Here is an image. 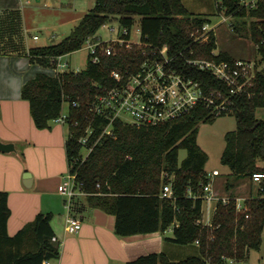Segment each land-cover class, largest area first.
<instances>
[{
    "label": "trees",
    "instance_id": "1",
    "mask_svg": "<svg viewBox=\"0 0 264 264\" xmlns=\"http://www.w3.org/2000/svg\"><path fill=\"white\" fill-rule=\"evenodd\" d=\"M244 1L222 0L218 8L225 16L249 25L252 38L259 42V26L264 24L254 19H264V3L253 9L245 7ZM114 20L129 31L138 24L142 41L160 49L167 46L169 55L177 56L176 62L181 67L185 66L186 58L235 59L227 52L213 54L218 48L213 30L207 33L205 42L198 38L204 33L203 27L212 20L190 13L182 0H95V6L67 38L57 44L31 49V62L55 68L58 57L81 50L88 38L96 36L101 27ZM144 50L150 53L151 48L118 46L115 55L101 56L97 63L88 57L82 71H66L56 76L37 73L23 85L22 99L29 102L34 123L42 130L61 116L64 97H68L69 167L77 174V182L89 196L91 205L115 216L118 236L166 232L173 228V243L189 245L199 241L200 257L172 262L164 253L149 254L127 264L243 261L251 250L259 251L262 246L264 190L248 199L243 211H237L235 199L228 203L219 201L211 226L201 222L204 188L209 184L205 168L209 156L198 145V126L214 123L216 117L211 116L210 109L201 107L179 120L155 127H138L116 120L111 124V134L105 133L110 125L106 117H92L89 113L88 106L94 98L115 84L111 73L115 70L136 72L145 59ZM182 69L206 89L214 87L227 92L210 73L189 66ZM251 92V97L244 94L233 98L232 115L237 128L225 135L221 163L230 169L229 177L234 182L264 173L259 165L264 162V120L258 119L256 114L258 109L264 108L263 75L255 80ZM74 102L80 106L74 107ZM89 126L93 130L89 145L94 148L84 159V147L79 140ZM181 150L187 152L183 161L179 158ZM167 184L172 185L173 199L161 196ZM233 185L229 182L228 187ZM10 216L8 193L0 191V264H43L60 258L61 244L53 241L51 213L38 214L14 236L8 234Z\"/></svg>",
    "mask_w": 264,
    "mask_h": 264
},
{
    "label": "crops",
    "instance_id": "2",
    "mask_svg": "<svg viewBox=\"0 0 264 264\" xmlns=\"http://www.w3.org/2000/svg\"><path fill=\"white\" fill-rule=\"evenodd\" d=\"M77 1L80 7L91 10L90 0ZM209 1L182 0L190 13L207 17L211 12L207 7ZM24 4H29V1L5 0V7L0 9V30L5 27L6 21L17 29L9 39L6 37L9 41L3 37L0 39V59H5L12 66L6 79V75H0V140L12 143L16 148L10 154L0 152V191L8 193L11 210L8 234L16 235L40 213H51V225L61 244V256L49 261L51 264H127L141 256L160 253H164L172 262L192 257L188 245H178L171 241L174 237L173 228L166 232L118 236L115 233V216L92 206L89 196L84 192L72 199L70 209L71 215L81 221L82 228L75 234L66 232L65 220L69 212L59 186L70 169L66 150L69 126L53 121L49 128L38 129L29 102L22 99L23 85L37 73L51 76L58 74L56 67L44 68L31 62L30 50L41 46L31 44L20 33ZM35 37L38 36H34L33 40L39 41V37ZM68 66V70L72 71L70 63ZM16 81L22 84L18 98H14L9 87V83L14 84ZM206 172L212 174L207 169ZM26 173L30 174L28 185L25 184ZM220 180L221 173L211 178L215 191ZM212 216L213 212L209 220ZM209 220L203 222L207 224Z\"/></svg>",
    "mask_w": 264,
    "mask_h": 264
},
{
    "label": "built area",
    "instance_id": "3",
    "mask_svg": "<svg viewBox=\"0 0 264 264\" xmlns=\"http://www.w3.org/2000/svg\"><path fill=\"white\" fill-rule=\"evenodd\" d=\"M261 3H264V0H245L242 4L247 8L257 9ZM223 16L222 22L230 18L224 14ZM254 20L264 24V19ZM104 26L107 27L111 34H117V36L108 40H103L97 36L87 39L85 46L89 50V57L94 63L99 62L101 56L115 55L118 46H126L129 49L133 45L151 48L150 53L143 51L145 59L136 69V72L122 73L117 70L113 71L111 78L115 84L107 88L104 94L97 96L89 104V113L92 117L102 116L110 121V125L105 129L107 134H111V124L116 120L138 127H155L179 120L201 107L210 109L211 116L216 118L222 115H232L234 112L233 98L244 94L251 97V88L254 86L255 80L260 75L264 76V25L259 26L260 38L259 42L254 43L256 57L253 59L217 61L191 59L184 57L182 53L180 54L186 58L185 66L210 73L227 89V92L214 87L206 89L200 81L182 69V67H185L184 65L181 67L177 64V56L169 55L167 46L160 49L144 43L141 39V31L140 40L135 43L132 41V31L127 28L117 30L114 27H109L108 24ZM216 27L217 25H212V23L206 24L203 27L204 33L201 38L206 41L208 39L207 33L214 31ZM34 39H38V37ZM213 54L218 55L215 51ZM68 68V64L63 62V57L56 59V70L58 73L69 71ZM68 106V97L65 96L62 114L55 122L69 126L67 122L69 118ZM73 106L79 107L80 104L74 102ZM125 118L128 121H125ZM90 126L87 128L85 136L79 140L84 149L88 150V155L94 148V145H89L93 134ZM87 156H84V159ZM218 175H220L218 170L208 174L209 184L204 188L203 199L204 203L207 202L208 204V213L215 212L219 201L228 203L231 200L221 198L213 189L211 178ZM253 180L256 183H262L264 181V173L254 174ZM59 192L66 198V208L69 212L65 220V230L69 234H75L81 230L82 223L78 218L71 215V203L74 197L83 193V190L77 182V174L72 173L71 168L59 186ZM161 196L166 199L174 198L171 184L164 186ZM236 209L237 211H243L246 208L244 204L236 203ZM201 222L211 226V219L207 224L203 222V219ZM53 241L58 242V238L54 236ZM197 244H199V241H197ZM43 264L51 263L45 261Z\"/></svg>",
    "mask_w": 264,
    "mask_h": 264
},
{
    "label": "rangeland",
    "instance_id": "4",
    "mask_svg": "<svg viewBox=\"0 0 264 264\" xmlns=\"http://www.w3.org/2000/svg\"><path fill=\"white\" fill-rule=\"evenodd\" d=\"M27 1H29V4H24V11L21 14L23 25L20 24L22 28H20V33H22V37H25L31 44L41 47L57 44L67 38L78 25L82 16L90 11L80 7L77 4V0H24V2ZM221 1L222 0H210L207 3V7H209L211 11L209 17L212 20V25H217L214 30L218 45L216 51H227L231 56L235 57V59L249 60L255 58V41L251 36L249 25L244 26L242 20L232 17L222 22L224 16L218 8V4L221 3ZM89 2V6L92 9L95 6V0H90ZM3 7H5V0H0V9H3ZM26 25L28 28H26ZM231 25H233V27ZM108 26L114 27L117 30L121 29V26L116 20L112 23H108ZM16 30L17 29L12 26V24L6 21L5 27L0 30V39L2 37L3 39L6 37L9 39ZM34 36H38L39 41H34ZM96 36L103 40H108L113 37L116 38L117 34H111L109 30H107V27L103 26L98 30ZM202 36L203 34L199 35L198 38L205 42L201 38ZM8 39L7 41H9ZM139 40L140 30L138 24H136L132 28V41L137 43ZM7 44H9V42ZM7 47L10 48L11 46L7 45ZM88 57L89 50L84 45L81 50L64 56L63 62L67 64L70 63V69L74 72L82 71L87 66ZM3 63L5 65H3ZM11 67L8 61L0 59V75L2 77L6 75L5 79ZM50 70L52 71V69ZM256 114L258 119L264 120V108L258 109ZM124 120L128 121L126 118ZM236 128L237 122L234 115L218 117L215 119L214 123H201L198 126V145L209 156V161L205 168L211 172L217 169L221 173L222 180L218 182V189H216L219 196L221 198L235 199L236 203H242L245 206L248 199L257 196L260 191L263 192L264 181L262 183H256L253 178H248L234 182L233 179L229 177L230 169L221 163V157L226 146L225 135L235 131ZM82 153L84 156H87L88 150L84 149ZM186 156L187 152L181 150L179 155L180 161H183ZM259 165L264 168L263 161H261ZM66 175L67 173L65 176ZM228 182L234 185L227 187ZM207 207L208 204L205 202L203 205L205 211L203 215L204 222H207L211 216V212L208 213ZM262 239L263 242L259 251L251 250L243 261L230 260V264H264V231L262 233ZM187 248L190 249V256H201L200 249L195 243L189 244ZM185 257L187 258L189 256Z\"/></svg>",
    "mask_w": 264,
    "mask_h": 264
},
{
    "label": "water",
    "instance_id": "5",
    "mask_svg": "<svg viewBox=\"0 0 264 264\" xmlns=\"http://www.w3.org/2000/svg\"><path fill=\"white\" fill-rule=\"evenodd\" d=\"M40 1V0H37ZM15 145L12 143H4L0 140V152L5 153V154H10L12 152H15ZM25 184L28 185V181L30 180V174L26 173L25 174Z\"/></svg>",
    "mask_w": 264,
    "mask_h": 264
},
{
    "label": "clouds",
    "instance_id": "6",
    "mask_svg": "<svg viewBox=\"0 0 264 264\" xmlns=\"http://www.w3.org/2000/svg\"><path fill=\"white\" fill-rule=\"evenodd\" d=\"M9 87H10V90H11L14 98H18L19 90L22 87V84L19 81H16L14 84L13 83H9Z\"/></svg>",
    "mask_w": 264,
    "mask_h": 264
}]
</instances>
